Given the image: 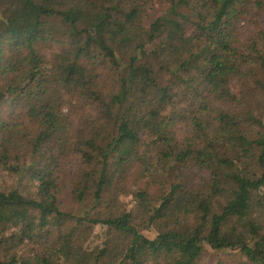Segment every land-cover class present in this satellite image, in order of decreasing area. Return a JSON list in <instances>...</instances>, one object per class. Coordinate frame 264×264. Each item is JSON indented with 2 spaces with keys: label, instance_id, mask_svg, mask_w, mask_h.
<instances>
[{
  "label": "trees",
  "instance_id": "obj_1",
  "mask_svg": "<svg viewBox=\"0 0 264 264\" xmlns=\"http://www.w3.org/2000/svg\"><path fill=\"white\" fill-rule=\"evenodd\" d=\"M37 214L64 251L0 264H264V0H0V227Z\"/></svg>",
  "mask_w": 264,
  "mask_h": 264
},
{
  "label": "rangeland",
  "instance_id": "obj_2",
  "mask_svg": "<svg viewBox=\"0 0 264 264\" xmlns=\"http://www.w3.org/2000/svg\"><path fill=\"white\" fill-rule=\"evenodd\" d=\"M159 7H155L154 10H158ZM238 27L242 36L249 30L243 23H239ZM34 63L30 62L23 70L20 84L26 83L34 72ZM87 159V171H91L93 168V158L91 155L86 157ZM39 215L32 218H28L27 221L15 223L5 227H0V258H10L17 255L24 249H31L35 252L43 253L50 257H57L64 251L65 239L64 237H52V232H49V228L54 227L55 219L46 218L40 220ZM30 224L33 228L30 229ZM71 224L64 223L62 227V235H65L69 230ZM51 227V228H52ZM146 232V231H145ZM50 233V234H49ZM147 235L151 233L146 232Z\"/></svg>",
  "mask_w": 264,
  "mask_h": 264
}]
</instances>
